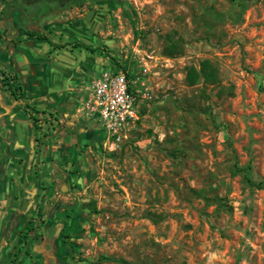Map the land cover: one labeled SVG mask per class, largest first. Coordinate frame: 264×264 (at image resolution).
<instances>
[{"label": "rangeland", "instance_id": "374dc122", "mask_svg": "<svg viewBox=\"0 0 264 264\" xmlns=\"http://www.w3.org/2000/svg\"><path fill=\"white\" fill-rule=\"evenodd\" d=\"M239 2L84 0L33 28L0 0L37 120L0 136V264H264V0ZM118 74L137 117L113 133L91 100Z\"/></svg>", "mask_w": 264, "mask_h": 264}, {"label": "built area", "instance_id": "2783aa9c", "mask_svg": "<svg viewBox=\"0 0 264 264\" xmlns=\"http://www.w3.org/2000/svg\"><path fill=\"white\" fill-rule=\"evenodd\" d=\"M91 109L109 132L135 119L134 99L123 74L107 75L93 86Z\"/></svg>", "mask_w": 264, "mask_h": 264}, {"label": "trees", "instance_id": "16d2710c", "mask_svg": "<svg viewBox=\"0 0 264 264\" xmlns=\"http://www.w3.org/2000/svg\"><path fill=\"white\" fill-rule=\"evenodd\" d=\"M246 0H240L239 2V6L241 9V12L244 11L245 7H246ZM221 16V15H220ZM236 17H238L236 15ZM240 17V16H239ZM29 37H34V34H28ZM38 40H42L41 38H38ZM77 47H81L80 44H73L72 48H77ZM85 50L90 51L91 53H93L95 50L92 48H88V47H84ZM172 49H175L174 46H172ZM174 50H169L168 54L173 55ZM217 68L215 66L212 65V63L209 60H205L203 62H201L200 64V69L197 70L195 67H190L187 71V81L190 85H194L195 82L198 80V78H203L205 82L208 83H214L217 81ZM0 80H1V84L2 87L7 90L9 92V94L11 95V97L18 103H21L24 99L23 97V87H22V83H21V78L20 75L15 73L13 75H10L4 71H1L0 73ZM18 110L23 112L25 115L29 116L30 119H32L33 121V127L34 129L37 128L36 126V118L33 116L32 112L29 111V106H20L18 105ZM246 170H250V167L247 166L246 168L242 169V171H246ZM247 184L251 185L253 184V182H251L250 180H247ZM254 185V184H253ZM257 186H260L259 184H256ZM24 235L22 236L23 240L25 243H27L28 241V234L29 233H33L35 231L34 225L32 220L29 219V221L26 223L25 227H24Z\"/></svg>", "mask_w": 264, "mask_h": 264}, {"label": "flooded vegetation", "instance_id": "af4514ba", "mask_svg": "<svg viewBox=\"0 0 264 264\" xmlns=\"http://www.w3.org/2000/svg\"><path fill=\"white\" fill-rule=\"evenodd\" d=\"M83 2L84 0H16L20 20L26 21L33 28L43 24L44 21L55 20L62 11L70 7L82 6ZM10 34L12 36L14 32ZM1 71L8 73L6 69L0 68V73Z\"/></svg>", "mask_w": 264, "mask_h": 264}, {"label": "crops", "instance_id": "0c3cea01", "mask_svg": "<svg viewBox=\"0 0 264 264\" xmlns=\"http://www.w3.org/2000/svg\"><path fill=\"white\" fill-rule=\"evenodd\" d=\"M7 37V34L0 35V60L2 61L9 59L11 51L4 47L6 43H10ZM15 105H17V103L12 102L9 92L2 87L0 80V136H16L18 140L23 137L26 139L27 136L25 135V131H23L20 125V121H22L25 116L17 110ZM30 131H33L32 126Z\"/></svg>", "mask_w": 264, "mask_h": 264}]
</instances>
